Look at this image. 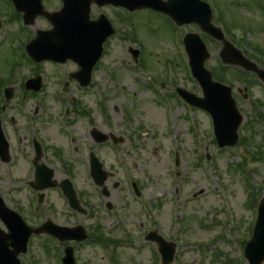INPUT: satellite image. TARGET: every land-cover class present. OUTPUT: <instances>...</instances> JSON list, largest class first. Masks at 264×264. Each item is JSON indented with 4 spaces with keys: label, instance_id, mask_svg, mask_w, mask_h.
Wrapping results in <instances>:
<instances>
[{
    "label": "rangeland",
    "instance_id": "1",
    "mask_svg": "<svg viewBox=\"0 0 264 264\" xmlns=\"http://www.w3.org/2000/svg\"><path fill=\"white\" fill-rule=\"evenodd\" d=\"M214 1L227 26L235 27L227 28L232 40L246 52L248 60L264 69V23L260 21L264 13L251 6L261 0ZM42 6L50 12L57 10L59 4L56 0H43ZM114 12L109 7L91 10V19L100 13L111 16L115 29L104 44L92 84L83 89L68 78V73L78 69L71 62L58 67L42 63L34 69L43 74L45 88L33 98L19 88L33 75L31 67L35 65L27 61L24 47L37 31L50 30L51 26L45 18L37 17L32 26L23 27L22 22L8 19L13 12L5 0H0V80L11 82L13 90L9 105L0 93V120L11 157L9 164L0 163V196L28 226L37 227L49 220L60 227L81 226L92 239L101 233L104 238L118 241V245L103 247L89 242L90 238L76 246L49 236V240L32 236L27 257L19 256L21 264H27L26 260L30 264H60L66 245L75 247L77 264H155V244L144 240L154 228L177 245L171 264H246L243 246L251 237L249 230L256 215V207H247L249 194L255 192L256 200L264 195V88L253 83L250 74L240 76L238 68L220 70V45L195 25L180 30L167 17L148 9ZM185 33L202 38L210 54L204 67L212 73L213 80L231 88L243 117L239 141L232 148L220 150L213 143L207 114L168 96L158 100L143 84L150 78L156 85L165 82V92L182 87L201 97L189 70L181 67L185 61L181 47ZM253 47H260L263 52L259 54ZM137 49L138 66L130 53ZM165 68H170V73L165 74ZM64 82L68 86L61 101L57 92ZM149 84L153 86L152 82ZM244 93L248 94L247 99H243ZM100 99L102 106L97 104ZM72 100L83 116L71 106ZM169 103L171 108L167 107ZM64 108H70L68 120L77 137L74 164L69 162L66 138L56 123L59 110ZM34 112L37 115L32 127L28 121ZM256 112L262 114V119ZM92 128L124 138L117 154L110 144L93 151L111 176L107 199L92 183L80 157L82 151L86 152L83 143L90 142L87 136ZM36 129L47 145L44 162L53 168L58 184L72 175L86 215L72 211L59 189L43 192L39 213H33L36 200L25 183L30 178L26 176L23 156L30 152L28 130ZM17 136L22 137L21 143L15 139ZM206 156L209 160L202 161ZM131 182L137 184L141 199L132 196ZM113 184L119 187L112 189ZM194 194L198 196L194 198ZM106 204L111 205L110 211ZM0 229L5 230L1 223ZM43 247L53 252L48 255Z\"/></svg>",
    "mask_w": 264,
    "mask_h": 264
},
{
    "label": "water",
    "instance_id": "2",
    "mask_svg": "<svg viewBox=\"0 0 264 264\" xmlns=\"http://www.w3.org/2000/svg\"><path fill=\"white\" fill-rule=\"evenodd\" d=\"M12 1L15 5L16 9L18 11H21L24 13L23 19L25 21V24L31 25L36 16L45 15L42 12L41 6H39L40 0H12ZM91 1H93V0H88L86 3L87 5H86V8L84 10L85 16H80V17H78V19L84 18V20H87V11H88V7H89V4L91 3ZM97 1H100L99 5H102V3H103L102 1H104V0H97ZM107 1L111 2L115 6H122V7H125L127 9L131 10V11L134 9H137V8H142V7H149V8L152 7V9L165 12V11H167L166 7L169 6L170 4L172 6H175L178 10H182L181 5H180V1H182L184 3H188L189 7L192 11L193 10L195 11V9L202 10L199 6H203L200 4V5H197L196 7H194L192 2H197V0H169L168 3H162L159 0H107ZM180 14L181 13H177L176 16H179ZM45 16L49 19V21H51V23H53V25L57 22V20L54 21V19L56 17H58L57 14H51V15H45ZM197 16H201V15L197 14ZM208 16H209V13H208ZM174 19L176 21H179L176 18H174ZM199 23L200 24L206 23V20H203L200 18ZM205 29L204 30L206 32H208L209 34L214 35V36H218V34L215 31L211 30L207 25H206ZM56 32H57V28L54 26L53 30L51 32L46 33V35H50L51 40H52V38H54V35H56ZM61 32L66 33L67 36L69 37V34H70L69 31L61 30ZM44 35H45V33L38 32L36 39L34 41H32L26 47V50L29 53V55L37 61H39V43L43 40L42 36H44ZM96 37L97 36H95V34L91 30V31H89V33L85 39H87V44L90 45L91 48H94V46L96 47V49H94V51L97 53V56L93 55L90 65H87L84 63L81 64L82 71H80V73L76 74L74 77L79 78V79L84 78L85 74H83L84 73L83 70L89 72L91 70L94 62L98 59L97 57H98V53L100 51V45L104 41V36H100L97 39H96ZM192 37L194 39H198L196 36H193V35L187 36L186 42L189 44L188 53H189L190 60L192 63L193 76L198 80V82L200 83V85L204 89V91H203L204 100L200 101V102H203V104L199 103L198 101L192 102L191 98L194 100V98L192 96L187 97V100H189L191 102V104H193L195 106L206 109L212 115V117L214 118V122H215L216 135H217V138L219 140L220 145L232 146L236 143V140H237L236 129L240 123L241 117L237 114V112L235 110L234 102L230 98V90L227 87H224V86L219 85L217 83H212L210 81V75L202 67L203 61L207 58V53L205 51V48L201 43H199V41H197V40L195 41L197 43L198 50L202 54V56L199 57V51L197 49L193 50V48H191L192 45H191L189 40L190 39L192 40L193 39ZM50 44L53 45L54 47H56L59 45V42L54 43L52 40V42H50ZM70 44H71V42H69V41H66L63 43V45L67 46V47L70 46ZM44 52L46 53L47 56H52V55L56 56L57 54H65L64 57H68L69 53H71V51L69 49H65L62 47L61 48L59 47V49L44 48ZM223 52H224L223 55L227 56L230 53V49L228 47H225ZM239 58L241 59L240 64L243 65L246 69L254 70V67L252 66V64L243 60L241 57H239ZM80 59H85L84 53L81 55ZM223 59L226 62L229 61L226 58H223ZM261 77L264 80V74L263 73H261ZM87 82H88V79L82 85L86 86ZM0 140L2 141L1 128H0ZM0 148H2L1 145H0ZM95 182L97 184L101 183L96 178H95ZM68 197L72 201H74L73 196L70 195ZM0 216L2 217V219L5 221V223L7 224L8 228H9V234L4 236V237H0V243L4 249L6 259H8L9 261H10L11 257H10L9 252L7 251V244H6L7 240H11L12 245L14 247H17V246L19 247V249H17V251L14 252V254H12V258H14L17 253H19L20 251H24V250H21V248H23L25 246L26 241L32 232L39 234L41 232L46 231L47 227H49L50 230H48V231L50 233L55 234L51 230L53 227V226H51V224H46V225L42 226L40 229H36V230H32V231L29 230L28 228H26L24 226V224L22 223L20 218L15 213L7 210L3 206L1 200H0ZM56 230L59 233H61L62 235H64L63 238H61L62 240H70V239L76 237V236H72V235L67 233L70 230L59 229V228H56ZM75 230H77L79 232L81 231V229H79V228H77ZM75 230H73V231H75ZM80 239H82V238H80ZM161 252L164 254V256H165V254L167 255L166 256L167 260L165 261V263H167L171 260V255L173 253V246H171L168 250L165 249L164 251H161ZM65 253H66V257L63 260L64 263L72 264V260H71L72 257L70 254V249L65 250ZM244 253H245V257L249 261V264H261L264 261V198L259 205V216H258L256 226L254 228L252 239L247 244Z\"/></svg>",
    "mask_w": 264,
    "mask_h": 264
},
{
    "label": "flooded vegetation",
    "instance_id": "3",
    "mask_svg": "<svg viewBox=\"0 0 264 264\" xmlns=\"http://www.w3.org/2000/svg\"><path fill=\"white\" fill-rule=\"evenodd\" d=\"M87 137L89 139L88 141H90L89 143H92L93 140H92V137H91V129H89ZM34 139L37 140L38 145L40 144V147H41L40 156L38 155V162H36V164H39V167L43 165V166H45L47 168L53 169L46 162H44L43 154H44V151L46 150L47 145L44 144L43 139L40 136L39 130H37V132L35 134H33L32 137H31L30 147H29L30 152H29V158H28L29 165L32 167V162L35 161L36 158H37V152H36V150L34 149V146H33V140ZM84 151H86V150H84ZM38 152H39V149H38ZM90 153H91L90 149H88V151H86V152L82 151L81 158H83L86 163L89 162ZM33 173H34V170H33V168H31V174L33 175Z\"/></svg>",
    "mask_w": 264,
    "mask_h": 264
}]
</instances>
